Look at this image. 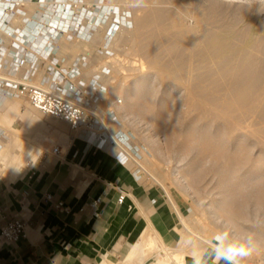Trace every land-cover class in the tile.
Instances as JSON below:
<instances>
[{"label":"rangeland","instance_id":"374dc122","mask_svg":"<svg viewBox=\"0 0 264 264\" xmlns=\"http://www.w3.org/2000/svg\"><path fill=\"white\" fill-rule=\"evenodd\" d=\"M81 1L84 3L78 4V9L83 5L91 7L96 16L100 12L97 6L105 7L103 11L113 15L119 11L126 17L128 25H122L113 39L110 47L112 56L104 57L97 51L108 25L99 29L95 51V47L77 44L63 47L62 55L73 56L67 58L70 64L82 51H94L95 64L111 68L106 79L108 92L101 108L106 111L107 103H113L116 120L108 121L111 129L114 132L123 130L131 142L141 147L142 174L146 184L158 186L169 196L171 193L181 196L189 203L191 210L188 216L177 225L179 234L185 237L182 245L194 238L215 245L220 239L222 243L218 246L226 250L229 246L242 244L249 254L239 258V262L261 264L264 258V199L260 201L254 191L264 179V124L256 118H247L238 125L233 117L217 116L210 110L213 108L211 105L204 108L198 99V102L193 99L194 94L199 97L202 87L199 85L207 83L199 55L160 50L157 54L158 57L160 54L159 60L163 64L157 66L151 62L150 55L138 51L136 45L141 37H136V18L156 5L152 6L147 0ZM248 1L259 6L257 10H245L237 28L242 27L244 38H247L246 31H253L255 39L264 40V0ZM237 10L238 3L229 6L228 18L232 19ZM118 16L115 15L113 21H118ZM244 38L236 40V43L243 42ZM165 41L168 45H180L173 36ZM203 79L205 83L201 81ZM26 107L29 119L22 131L25 130L27 139L40 142L34 150L44 149L47 142L54 143L53 135L56 143L65 144L64 140H69L71 132L67 122L47 116L29 103ZM36 134L42 135L41 138ZM255 178L259 179L258 184ZM251 186L253 188L249 189ZM243 190H249L251 194L247 193L245 197ZM154 243L151 249L143 251L145 256L158 248ZM158 243L160 249H165L162 240ZM167 258H172L170 252H167Z\"/></svg>","mask_w":264,"mask_h":264},{"label":"crops","instance_id":"0c3cea01","mask_svg":"<svg viewBox=\"0 0 264 264\" xmlns=\"http://www.w3.org/2000/svg\"><path fill=\"white\" fill-rule=\"evenodd\" d=\"M36 8L35 2L27 5L31 12ZM77 44L95 47L94 51L98 47L97 39L85 42L62 38L57 56L67 63V58L73 56L62 55L63 47ZM87 52L91 58L84 70L85 80L99 67L93 52L82 51L75 57ZM43 75L44 70L39 69L35 82ZM27 103L11 98L0 101V148L13 131L26 125ZM56 141L28 154L19 167L11 169L0 162V230L14 215L29 219L26 239L0 245V264H179L175 257L167 258V252L173 251L185 255L183 264H228L218 256L226 249L213 242L194 238L182 245L185 237L179 234L177 225L188 216L189 203L176 194L169 196L158 186L147 185L143 175H135L134 161L117 146L98 149L71 134L67 144ZM56 147L59 150L54 153ZM47 194H52L54 201H64L72 213L55 210L46 200ZM121 194L125 195L122 203ZM93 200H99L95 209L88 206ZM84 206L86 211L79 212ZM95 210L102 211V215H94ZM146 234L157 241L158 248L149 255L142 252L131 257ZM158 240H162L166 252L159 248Z\"/></svg>","mask_w":264,"mask_h":264},{"label":"built area","instance_id":"2783aa9c","mask_svg":"<svg viewBox=\"0 0 264 264\" xmlns=\"http://www.w3.org/2000/svg\"><path fill=\"white\" fill-rule=\"evenodd\" d=\"M32 2L37 4L33 12L27 9ZM83 3L81 0H0V101L25 100L35 110L67 122L72 137L79 136L98 149L117 146L124 156L134 161L135 175L140 177L144 171L141 147L131 142L123 130L111 129L108 121L116 120L113 103H108L106 111L101 108L108 92L109 65L99 66L98 71L85 80L83 75L90 65V53L78 55L70 64L57 56L62 38L92 42L102 25L110 22L97 51L104 57L112 56L110 47L118 27L128 25L119 11L115 12L119 20L113 21L115 16L107 10L104 12L105 7L97 6L100 12L96 16L91 7L83 5L78 9V4ZM39 69L44 70V75L36 83ZM58 150L56 147L54 153ZM45 198L55 210L72 213L64 201H54L52 194ZM124 199L125 195L121 194L119 202ZM98 204L99 200H93L88 206L95 209ZM86 209L87 206L81 207L79 212ZM94 215L100 217L102 211L95 210ZM28 229L29 219L24 216L6 219L0 230V245L26 239ZM216 242L222 243L220 239Z\"/></svg>","mask_w":264,"mask_h":264},{"label":"bare ground","instance_id":"6f19581e","mask_svg":"<svg viewBox=\"0 0 264 264\" xmlns=\"http://www.w3.org/2000/svg\"><path fill=\"white\" fill-rule=\"evenodd\" d=\"M147 2L149 4L151 3V5H156V7L136 18V37H141L136 45L138 51L150 55L151 62L157 66L163 64L159 60L160 54L159 57L157 54L160 50L171 53L183 52V55L184 53L187 55H199L201 65H203L202 68L206 73V77L204 78H206L207 81H205L208 84L205 83L204 79L201 80L205 85L200 83L201 85L199 86L202 87L199 90V97H195L196 95L194 94L193 99H198L204 108L207 104L208 106L211 105L213 108L210 110H213L217 116L225 118L233 117L235 123L238 125L242 120L244 121L247 118H256L260 124H264V40L255 39L253 36L255 32L253 33V31H248V33L246 31L245 37L247 38H244V30H242V27L237 28L240 23L239 19L241 14L250 8L257 10L259 5H255V3L249 2L248 0H188V2H179L177 0H147ZM68 3L69 1L65 5ZM235 3H238V10L233 14L232 19L228 18V8ZM260 4L262 3L260 2ZM261 9L259 10L262 11ZM110 26L111 22L108 28ZM120 27L121 25L118 27L115 37L118 31L121 30ZM170 36L178 40L180 45L172 46V44H166L167 42L165 40ZM241 38L245 40L241 43H236V40ZM189 94L191 95L193 92ZM190 95L188 97L192 99ZM7 124L9 125V123ZM24 131L22 129L13 131L10 140L3 143L0 148V162L9 161L7 165L9 164V168L11 169L16 166L19 167L23 159L34 151L35 146H40V142L27 139ZM35 136L41 138L42 135L36 134ZM30 139L33 138L30 137ZM52 141L54 140L52 139ZM64 143L67 144L68 141L64 140ZM255 179L258 184L259 179ZM252 186L249 189L253 187L255 189V185ZM257 188L255 191L254 189L250 191H254L261 201L264 199V179L257 185ZM247 191L249 190L243 192V196L246 197L248 195L247 193H250V191ZM255 193L252 192V194ZM234 198L236 199V197ZM230 210L232 209L230 208ZM233 214L235 215L234 212ZM154 242L155 240H151L148 234L144 235L142 242H139L137 247L132 251L131 257L137 253L141 254L144 248L149 249L153 246ZM177 253H179L178 250ZM172 256L178 260L179 264L184 263V254H176L173 251ZM162 264L167 263L163 261Z\"/></svg>","mask_w":264,"mask_h":264},{"label":"clouds","instance_id":"9594fccd","mask_svg":"<svg viewBox=\"0 0 264 264\" xmlns=\"http://www.w3.org/2000/svg\"><path fill=\"white\" fill-rule=\"evenodd\" d=\"M248 254L242 244L229 246L227 250L218 252V256L226 260L228 264H239V258L247 256Z\"/></svg>","mask_w":264,"mask_h":264}]
</instances>
